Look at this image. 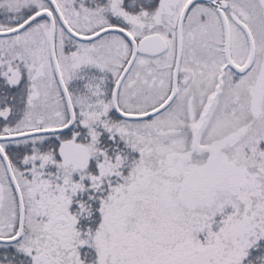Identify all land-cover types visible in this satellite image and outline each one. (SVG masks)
I'll return each instance as SVG.
<instances>
[{
  "label": "snow or ice",
  "instance_id": "1",
  "mask_svg": "<svg viewBox=\"0 0 264 264\" xmlns=\"http://www.w3.org/2000/svg\"><path fill=\"white\" fill-rule=\"evenodd\" d=\"M0 264H264V0H0Z\"/></svg>",
  "mask_w": 264,
  "mask_h": 264
}]
</instances>
